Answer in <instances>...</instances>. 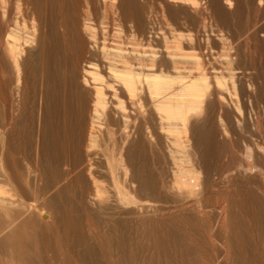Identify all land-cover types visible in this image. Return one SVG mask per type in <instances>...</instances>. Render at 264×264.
<instances>
[{"label":"bare ground","instance_id":"obj_1","mask_svg":"<svg viewBox=\"0 0 264 264\" xmlns=\"http://www.w3.org/2000/svg\"><path fill=\"white\" fill-rule=\"evenodd\" d=\"M237 2L0 0V264H264V107L246 122L222 81Z\"/></svg>","mask_w":264,"mask_h":264},{"label":"rangeland","instance_id":"obj_2","mask_svg":"<svg viewBox=\"0 0 264 264\" xmlns=\"http://www.w3.org/2000/svg\"><path fill=\"white\" fill-rule=\"evenodd\" d=\"M258 1H259V3L261 4V0H238V2H237V4L235 5V7L231 10V18H232V22H233V20H234V23H233V26L234 27H237V28H235L237 31H236V33H238V35H240V46H239V61H241V62H239L240 63V67H243L244 69L243 70H241L240 71V73L241 74H239L238 73V75L240 76L241 75V77H239L238 75L235 77L236 79H234L233 78V81H235L234 83H233V81L231 80V78H227V76L226 77H224V79L222 78V81H225L224 83H226L224 86L226 87V88H228V90L231 88V87H229V86H231V85H234V87H232L230 90H232V91H235L234 93H236V98H237V100H236V98H235V100L237 101L236 102V104L239 106V107H241L240 109V111L242 112H240L241 113V115H242V117H243V115H245L244 116V119L246 120V122L249 120V119H252L253 117H254V115H255V110H257V109H259V106L260 107H264V105H262V104H264V103H262V102H264V101H260L261 99H264V96H262L261 94H264V91H262V90H264V88H262V87H264V84H262V83H260V82H264V69H262V68H264V45H261L262 43L260 42V41H258L257 42V40L255 41L254 39H252V31H253V29L254 28H256V27H258V26H261V25H264V6H262V4H264V0H262V4L260 5L259 3H258ZM258 6H261V7H258ZM258 8V9H257ZM235 11V12H234ZM256 11V12H255ZM255 12V13H254ZM254 26V27H253ZM243 29V30H242ZM252 29V31L250 32L249 30H251ZM248 32H247V31ZM244 31H246V32H244ZM240 33V34H239ZM244 33H246V36L245 35H243ZM251 35V36H250ZM242 36H244V37H242ZM250 41V42H249ZM255 42V43H254ZM257 43H259V44H257ZM210 45H211V47L213 48V49H216L217 48V43H215V42H211L210 43ZM249 45V46H248ZM260 46V47H259ZM256 49V50H255ZM196 51H195V53L197 52V54H201L203 57L202 58H206V54H205V52L203 53V50H198V49H195ZM243 50H246V51H243ZM199 52V53H198ZM201 52V53H200ZM245 53V54H244ZM205 60V59H204ZM248 60V61H247ZM254 61V62H253ZM246 63V64H245ZM243 65H246V66H243ZM250 65H251V67H250ZM260 65V66H259ZM254 66L255 67H257V68H254ZM259 66V67H258ZM250 67V68H249ZM254 68V70H252V69ZM261 68V69H260ZM242 69V68H241ZM259 69L261 70V71H259ZM246 71V73H243V72H245ZM248 71V72H247ZM251 71H253V74H251L252 72ZM256 72H258V74L256 73ZM247 73H248V75H247ZM255 73V74H254ZM247 76H246V75ZM249 74H251V75H249ZM210 74H207V78H206V80H207V82H208V84H210L211 82H212V84H210V86L212 85H214V79H212L211 78V76L212 75H210ZM252 75H257L256 77H254V76H252ZM258 75H259V77H258ZM261 75V76H260ZM249 76V77H248ZM213 77V76H212ZM238 77V78H237ZM251 77V78H250ZM260 77H262V79L260 78ZM245 78V79H244ZM250 78V79H249ZM213 81H212V80ZM226 79V80H225ZM256 79V80H255ZM210 80V81H209ZM229 80V82H227ZM251 80V81H250ZM259 80V81H258ZM231 81V82H230ZM254 81H258V82H254ZM247 83V85L250 87H248V86H245L246 85V83ZM253 83L252 85H251V83ZM231 83V84H230ZM241 83V84H240ZM255 83V84H254ZM258 83V84H257ZM228 84V85H227ZM240 84V85H239ZM259 84H261L262 86H259ZM239 85V86H238ZM254 86V87H253ZM246 87H248V89L249 90H246L247 88ZM253 87V88H252ZM259 87H260V89H259ZM252 88V89H251ZM257 88V90L255 91V89ZM235 89V90H234ZM253 89H254V91H253ZM247 91H249L248 93H247ZM254 93H253V92ZM240 94H239V93ZM256 93V94H255ZM257 93H258V95H260V97L259 96H257ZM261 93V94H260ZM239 94V95H238ZM251 94V95H250ZM235 95V94H234ZM256 95V96H255ZM253 96V97H252ZM257 97V98H256ZM259 97V98H258ZM251 99V100H250ZM250 100V101H249ZM259 101V102H258ZM240 104H239V103ZM261 102V103H260ZM241 105V106H240ZM256 106H257V108H256ZM255 108V109H254ZM250 109H252L251 111H250ZM244 110V111H243ZM248 110V111H247ZM226 112H227V114H226V116H228V119L231 121V118H230V116L232 115L231 113V107L229 108V109H227L226 110ZM244 112H245V114H244ZM249 114H248V113ZM254 112V114H252V113ZM229 114H230V116H229ZM253 115V116H252ZM246 117V118H245ZM250 117V118H249ZM249 122V121H248ZM235 133H238V132H235ZM238 136V137H237ZM201 136H198V135H194V139H195V141L196 140H198V138H200ZM220 136L218 135V139H222V140H224V141H227L226 140V138H224L225 136L224 135H221V137L219 138ZM234 137H236V138H239L240 136L239 135H237V134H235L234 135ZM254 137L255 138H257V139H259V136H258V134H255L254 135ZM226 144H224V145H221V146H219V144H214V147H213V152H214V159L213 160H211L210 162H212V165L211 166H213V167H209V170H207L206 171V173L204 172V173H200L201 175H200V179L202 180V182H201V188H202V191H204L202 194H203V198L205 199L206 198V200H208L209 201V199L211 200L210 202L211 203H213V206L211 207V212H210V214L212 215V216H209L208 217V221H209V223H211V222H213V223H215L216 221H215V213H216V209H217V206H215L214 204V200L216 199V198H218V199H220L221 198V196H219V195H217V193L215 192L216 190H219V192H221L222 191V189H223V191L228 187L229 188V186H231L232 185V183L229 181V182H226L225 184H224V186L223 185H221L218 181H220V175H224V173H223V171H225L224 169H226L225 167H226V165L225 164H229L230 163V161H231V159H230V154H231V144L233 143V142H225ZM202 142L201 143H198V147H200V150L202 149L203 150V148H202ZM204 146V145H203ZM228 147H230V148H228ZM217 148V149H216ZM222 149V150H221ZM217 150V151H216ZM218 157V158H217ZM228 158V159H227ZM219 159V160H218ZM227 161V162H226ZM228 161H229V163H228ZM218 162V163H217ZM222 162H223V164H222ZM226 162V163H225ZM232 162V161H231ZM219 163H221L222 164V166H221V164H219ZM224 165V166H223ZM216 166V167H215ZM222 167H224V168H222ZM212 168H213V170H212ZM219 170V171H218ZM209 171V172H208ZM220 171H221V174H220ZM209 173V175H207ZM223 173V174H222ZM207 176H206V175ZM220 174V175H219ZM247 174H249L248 172H247ZM235 176H237L236 174H234ZM202 176V177H201ZM209 176V177H208ZM245 176H246V173H245ZM248 176V175H247ZM211 177V179H209ZM207 179V180H206ZM214 179H216V180H214ZM204 180V181H203ZM209 180V181H208ZM217 183H216V182ZM204 182H207V183H204ZM210 182L211 183H213V184H210ZM203 183V184H202ZM209 184V185H208ZM226 185V186H225ZM228 185V186H227ZM206 186V187H205ZM207 188V189H206ZM210 193V194H209ZM133 199H136L135 197L134 198H130V200H129V198H128V200L129 201H131V200H133ZM222 199V198H221ZM214 210H215V213H214ZM213 212V213H212ZM232 213V212H231ZM211 217V218H210ZM212 217H214V219H212ZM227 217L228 218H230L231 219V215L230 214H228L227 215ZM212 219V220H210V219ZM214 220V221H213ZM229 220V219H228ZM211 221V222H210ZM213 223L211 224V225H213ZM219 224V225H218ZM221 225H223V223H222V221H219V222H217V224H216V226L214 225V229L216 228V232H217V230L219 229V228H217V227H221L220 229V235L222 236L221 238V240H223V243L225 244V236L229 233L230 234V231H229V229H227V228H225L226 226H224V229H223V226H221ZM227 230V231H226ZM226 231V232H225ZM229 231V232H228ZM222 232V233H221ZM226 233V234H224V233ZM228 234V235H229ZM204 253V254H203ZM203 253H201L200 254V257L202 258V261H203V264H205V262H206V264H226V262H228L227 264H231L232 263V260H230L231 259V257H227L224 261L225 262H223V260L221 259V256L219 255V254H213L212 252H210L209 250H205V251H203ZM209 253V254H208ZM203 254V255H202ZM207 255V256H206ZM214 255L216 256V257H214ZM145 258H148V256H150L149 254H146V255H143ZM204 256V257H203ZM219 256V257H218ZM216 258V259H215ZM208 259V260H207ZM213 261H212V260ZM228 259V260H227ZM221 260V261H220ZM227 260V261H226ZM216 261H218V262H216ZM220 261V262H219Z\"/></svg>","mask_w":264,"mask_h":264}]
</instances>
